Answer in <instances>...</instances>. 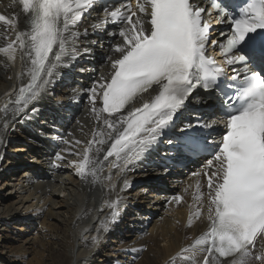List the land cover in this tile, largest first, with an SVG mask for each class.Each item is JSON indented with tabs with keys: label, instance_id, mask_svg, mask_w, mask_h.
Returning a JSON list of instances; mask_svg holds the SVG:
<instances>
[{
	"label": "snow or ice",
	"instance_id": "snow-or-ice-1",
	"mask_svg": "<svg viewBox=\"0 0 264 264\" xmlns=\"http://www.w3.org/2000/svg\"><path fill=\"white\" fill-rule=\"evenodd\" d=\"M18 3L28 29L16 30L15 13L11 17L0 14V22L15 32V38L0 47V53L14 61L19 50L30 59V79L19 88L16 101L22 110L49 83L55 67L50 57L60 59L65 33L93 7V0ZM211 9L220 13L216 22L227 23L230 28L226 43L211 39ZM105 19L123 25L109 33L120 38L113 45L116 57L108 58L110 76L97 82L99 93L96 86L89 89L92 111L96 112L99 98V112L108 114L103 120L106 131H99L96 136L101 138L88 143L82 159L71 162L77 174L82 179H97L103 161L110 157H115L112 166L120 172L129 170V165L134 166L167 129L175 127L198 89L214 93L215 111L224 117L220 138L212 135L217 131L214 122L197 120L181 130L178 145L185 153L211 156L205 172L208 229L195 245L204 246L201 264H220L221 258L223 264H250L253 259L264 264V250L254 253L257 238L264 239V0H245L243 4L212 0L209 9L194 0H137L135 11L131 4H122L107 11ZM215 47L221 49L232 75L206 54ZM54 48L59 50L54 52ZM250 63H258L261 71H251ZM236 65L242 67L237 70ZM143 94L150 100H144ZM133 101L140 106H134ZM126 107L130 110L125 115L122 110ZM117 113L120 115L111 119ZM103 137L113 142L101 161V148L94 145H104ZM56 158L64 157L57 153ZM124 183L127 186L128 182ZM172 200L179 202L182 197ZM118 205L119 197L109 205L113 210L110 220L103 224L105 231L108 223L115 222ZM200 215L197 210L196 218Z\"/></svg>",
	"mask_w": 264,
	"mask_h": 264
},
{
	"label": "bare ground",
	"instance_id": "bare-ground-1",
	"mask_svg": "<svg viewBox=\"0 0 264 264\" xmlns=\"http://www.w3.org/2000/svg\"><path fill=\"white\" fill-rule=\"evenodd\" d=\"M0 7L9 17L16 14L19 24L16 30L28 29L27 18L18 0H0ZM76 29L85 34L75 37L65 33L67 40L60 59L50 58L55 67L48 77L49 83L22 110L16 101L20 95L19 88L30 79V59L19 50L14 61L0 53V264H13L21 259H28L25 264H97L99 258V264H172V261L176 264H201L204 246L195 245V240L207 231L209 223L208 192L203 191V184L207 185L205 171L208 160L190 163L184 169H174L175 172L166 176L164 170L155 167L136 169V165H129V170L120 172L112 166L115 160L103 161L106 147L112 141L103 137L106 140L104 145H94L101 148L99 158L103 161L97 179L91 176L82 179L71 163L82 159L90 141L101 138L96 136L99 131H106L103 120L108 114L99 112L102 107L99 98L95 104L96 112L92 111L89 89L96 86L99 93L97 82H103L110 76L112 69L108 58L116 57L113 45L120 41L118 36L112 45L97 41L92 35L94 28L90 29L86 23ZM9 38L14 39L15 32L0 22V47L5 46ZM97 42L103 45L106 60L101 58L98 70L89 73L86 88L82 89L75 83L70 86L78 78V73L88 70L83 54L93 53ZM58 50L54 48V52ZM95 52L99 50L95 49ZM144 100H150V97ZM135 106L139 107V102ZM50 108L51 112H68L67 117L72 120L64 129L59 148L47 137L42 139L43 133L32 136L24 128V125H34L39 119L38 115L36 120L33 119L34 112L44 115L41 120L49 122L47 109ZM79 109L81 112L77 114ZM58 115L63 118L62 114ZM119 115L114 114L111 119ZM182 121L183 117L179 123ZM188 121L195 120L189 118ZM201 121L211 123L209 119ZM54 126L60 127L57 123ZM39 140H44V144ZM157 147L164 149L167 146L160 143ZM57 153L64 158L58 160ZM28 158H32L30 162L26 161ZM153 158L154 153H150L149 159ZM33 161L40 166L37 167ZM3 169L11 171V174L3 172ZM152 176L161 180L155 185L157 190H152L155 186L151 184L141 183V179ZM148 191L150 193L147 194ZM174 196L182 197V200L176 202L172 200ZM117 197L118 216L114 223L107 224L108 230L105 231L103 224L110 220L113 210L109 205ZM164 206L167 215L162 216L161 224L155 221L150 232L143 233L154 220L153 211ZM197 210L201 212L199 218H196ZM34 232V239H31L28 235ZM12 235L15 244L8 242ZM263 248L264 239L257 252ZM110 259L113 260L109 262ZM250 264L259 262L253 259Z\"/></svg>",
	"mask_w": 264,
	"mask_h": 264
},
{
	"label": "rangeland",
	"instance_id": "rangeland-1",
	"mask_svg": "<svg viewBox=\"0 0 264 264\" xmlns=\"http://www.w3.org/2000/svg\"><path fill=\"white\" fill-rule=\"evenodd\" d=\"M105 52H102L101 54H104ZM91 75V74H90ZM92 77H93V75H92ZM91 77V78H92ZM51 102V100L49 101V103ZM52 105V104H51ZM51 105H49L48 107H51ZM81 112V110L79 109L78 110V112H77V114H79ZM41 138L42 139H47L45 136H41ZM30 160L32 159V158H29ZM30 160L28 161L27 159H26V161L27 162H30ZM33 164H35V165H37V167H39L40 165H39V163L37 162V161H33L32 162ZM40 168H42V167H40ZM178 170V169H177ZM170 172H175V170L174 171H170ZM169 172V173H170ZM165 174V173H164ZM168 174V173H167ZM164 176H166V174L164 175ZM159 181H161V180H159ZM161 184V186H163L164 184L163 183H160ZM142 209V211H144V207H142L141 208ZM167 208H166V206H164V207H162L160 210L159 209H157V210H155V211H153L154 212V220H152L151 221V223L146 227V229L147 230H145L146 232H143V233H146L147 234V232L149 233L150 232V229L152 228L151 226L153 225V223L155 222V221H160L159 222V224H161V219H162V216H164V215H167V212L165 211ZM162 210V211H161ZM164 210V211H163ZM155 218H157V219H155ZM159 219V220H158ZM11 226H14L13 224L11 225ZM34 235H35V232L34 233H31V234H29L28 236H31V239H34ZM132 234H129L128 236H131ZM8 242H10V244H15L14 242V235H12V237L9 239V241ZM99 242V241H98ZM109 247V246H108ZM29 250V252H30V256H31V254H32V248H30V249H28ZM29 256V257H30ZM28 257V258H29ZM113 259H110V261L109 262H111ZM24 261H28V259H21V261H19V262H14L13 264H25V263H27V262H24ZM99 263H101L100 262V258H99V261L97 262V264H99ZM112 263V262H111ZM111 263H109V264H111ZM172 264H176V262L175 261H172L171 262ZM122 264H126L125 262H123ZM127 264H130V263H127Z\"/></svg>",
	"mask_w": 264,
	"mask_h": 264
}]
</instances>
